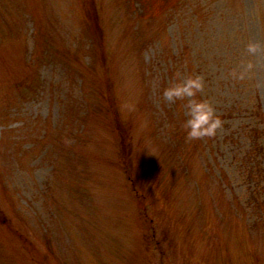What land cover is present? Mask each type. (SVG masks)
Wrapping results in <instances>:
<instances>
[{
  "label": "rangeland",
  "instance_id": "374dc122",
  "mask_svg": "<svg viewBox=\"0 0 264 264\" xmlns=\"http://www.w3.org/2000/svg\"><path fill=\"white\" fill-rule=\"evenodd\" d=\"M0 264H264V0H0Z\"/></svg>",
  "mask_w": 264,
  "mask_h": 264
},
{
  "label": "clouds",
  "instance_id": "9594fccd",
  "mask_svg": "<svg viewBox=\"0 0 264 264\" xmlns=\"http://www.w3.org/2000/svg\"><path fill=\"white\" fill-rule=\"evenodd\" d=\"M256 49L257 45H249L250 52H255ZM204 86V78L201 75L192 74L182 79L177 73V79L163 90V96L168 101H185L187 118L183 127L189 140L213 137L223 124L222 117L217 114L213 104L208 99L200 97Z\"/></svg>",
  "mask_w": 264,
  "mask_h": 264
},
{
  "label": "trees",
  "instance_id": "16d2710c",
  "mask_svg": "<svg viewBox=\"0 0 264 264\" xmlns=\"http://www.w3.org/2000/svg\"><path fill=\"white\" fill-rule=\"evenodd\" d=\"M93 24V23H92ZM99 25V20H98V16L95 12V23L93 25H91V27L93 28H97ZM103 58H104V63H106L107 61V58H109V55H108V52H106V50H103ZM110 96V95H109ZM111 109L113 110L114 114L116 112L115 110V106H110ZM117 117V116H116ZM118 129H119V142L120 144H122V147H123V156L126 158L125 161L127 162L126 164V171L127 172H130V159H129V154H130V131H129V128L127 127V125H124V123L119 119L118 117ZM258 131L255 129V134L258 135ZM118 136V134H117ZM259 137V136H258ZM258 137L255 139L254 143L258 146V148L256 150H260L262 149L260 143L258 142ZM258 152V151H257ZM256 154V151L255 153H251L252 156H254ZM132 177V181L131 182H134V177L132 175H130Z\"/></svg>",
  "mask_w": 264,
  "mask_h": 264
}]
</instances>
